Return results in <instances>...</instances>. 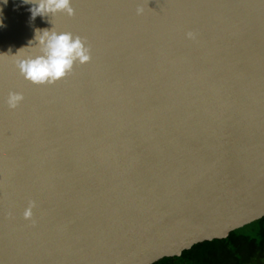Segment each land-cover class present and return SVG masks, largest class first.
<instances>
[{
    "label": "water",
    "instance_id": "95a60500",
    "mask_svg": "<svg viewBox=\"0 0 264 264\" xmlns=\"http://www.w3.org/2000/svg\"><path fill=\"white\" fill-rule=\"evenodd\" d=\"M32 7L0 0V264H154L264 218V0ZM52 28L90 61L35 85L14 55Z\"/></svg>",
    "mask_w": 264,
    "mask_h": 264
},
{
    "label": "clouds",
    "instance_id": "9594fccd",
    "mask_svg": "<svg viewBox=\"0 0 264 264\" xmlns=\"http://www.w3.org/2000/svg\"><path fill=\"white\" fill-rule=\"evenodd\" d=\"M24 2L33 5L31 8L33 19L36 16L53 17L57 13L74 15L71 0H24ZM142 12L143 9H137V14ZM187 37L193 39L194 33H187ZM34 39L35 45L31 47L36 49L35 54L22 57L19 55L20 50L14 57L20 74L35 85L53 84L66 77L76 63L82 65L90 61V48L86 46V41L79 36H73L70 32H57L54 28L37 29ZM22 101L21 93L8 94L9 108L15 109ZM34 207L35 202L30 201L24 212L25 219H31Z\"/></svg>",
    "mask_w": 264,
    "mask_h": 264
},
{
    "label": "trees",
    "instance_id": "16d2710c",
    "mask_svg": "<svg viewBox=\"0 0 264 264\" xmlns=\"http://www.w3.org/2000/svg\"><path fill=\"white\" fill-rule=\"evenodd\" d=\"M154 264H264V218Z\"/></svg>",
    "mask_w": 264,
    "mask_h": 264
},
{
    "label": "flooded vegetation",
    "instance_id": "af4514ba",
    "mask_svg": "<svg viewBox=\"0 0 264 264\" xmlns=\"http://www.w3.org/2000/svg\"><path fill=\"white\" fill-rule=\"evenodd\" d=\"M252 224V223H251ZM250 225V224H249Z\"/></svg>",
    "mask_w": 264,
    "mask_h": 264
}]
</instances>
